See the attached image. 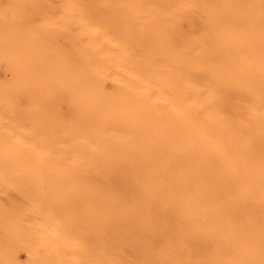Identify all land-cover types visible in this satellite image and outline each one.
Listing matches in <instances>:
<instances>
[{"label":"bare ground","instance_id":"1","mask_svg":"<svg viewBox=\"0 0 264 264\" xmlns=\"http://www.w3.org/2000/svg\"><path fill=\"white\" fill-rule=\"evenodd\" d=\"M84 1L48 0L33 22L35 0H0L2 264H201L207 249L181 246L197 217L213 264H264V35L253 54L259 35L240 19L252 6L212 0L184 50L144 0ZM151 229L169 242L165 257L118 251ZM104 230L110 240H96Z\"/></svg>","mask_w":264,"mask_h":264},{"label":"rangeland","instance_id":"2","mask_svg":"<svg viewBox=\"0 0 264 264\" xmlns=\"http://www.w3.org/2000/svg\"><path fill=\"white\" fill-rule=\"evenodd\" d=\"M38 1V2H37ZM40 1V2H39ZM84 1V0H83ZM88 1V4L86 3V0L84 1V5L86 4V6L87 7H91V6H93L94 5V3H93V1H90V0H87ZM89 1H90V3L91 4H89ZM160 1H162V0H144V2H146V8H147V10L149 11V9H150V11L152 10V11H154V10H157V11H159L160 12V15L161 16H164V14L167 16V14L169 15V16H176V18L175 17H173V19H171L172 21H170L169 20V16H167V19H168V22H170L169 24H172L171 25V30H172V32H171V30H170V34H171V36L176 40V41H178L179 43H180V41H182L183 43L181 44V48L182 49H184V50H189L190 49V47H191V44H192V41H191V39L192 38H198V37H203V31H202V29H204V24H205V22L206 21H208V17H206V16H208V15H205V14H208L209 12H211V11H213V9H214V7H215V5H214V3H218V2H221V0L219 1H217V0H215V2L213 3V2H211L212 0H199V3L201 4V6L202 5H204V4H207V6L206 5H204V6H206V7H204V8H206V10L204 11L203 10V12H201L200 10H202L201 9V7L200 8H198L197 10H192L191 11V9H190V7H186V6H189V5H186L185 6V3L187 4V3H190V2H193V0H172V2H171V0H169V6H166L165 5V2L164 1H162V2H160ZM46 2H47V4H46ZM178 3V7H177V4L176 3ZM179 2H180V4H179ZM206 2H208V3H206ZM237 2L239 3V4H242L243 5V3H244V5H246L245 7H249L250 6V8H251V6H252V8H253V10H251L250 9V11H253V13H250L249 11H248V13L250 14H248L247 13V11H246V9H244V8H242V12H246V13H242L243 14V16H241L240 17V19H243V17L245 16L246 18H245V20L247 19V21H248V23L247 24H245L246 26H248L249 24H251V25H249L248 26V28L247 27H245V29L246 30H251V29H253V31H251V32H253V35H255V36H257V35H259V37H254L253 36V41H254V44H253V47H255V51L253 50V54H256L257 53V47H256V44H257V42L258 41H256V39L258 40L259 38H260V35L261 36H263L264 35V29L262 30V25H264V0H237ZM49 3L50 2H48V0L46 1V0H35V3L33 4V5H31V7H32V10H33V8H34V10H33V12L35 11V12H37L38 11V15L36 16V15H34V14H32L33 15V22H35V20L36 19H39L40 18V16H39V11L41 12V14L42 15H44L45 13H46V11L45 10H47L48 11V8H49ZM93 3V4H92ZM124 3V4H123ZM119 2L118 4H120V6H124L125 7V5H126V3L125 2ZM182 3V4H181ZM202 3H204V4H202ZM209 3H211L212 5H213V8L212 9H209V8H211V6L212 5H209ZM238 3H236L235 2V4H238ZM95 4H97V2L95 3ZM98 4H99V6H101L102 5V3L100 4V2H98ZM122 4V5H121ZM184 4V5H183ZM191 4V3H190ZM89 5V6H88ZM172 5H173V7H172ZM217 5H219V4H217ZM162 6V7H161ZM164 7V8H163ZM185 7H186V9H185ZM202 7V8H203ZM216 7H219V6H216ZM247 7V8H248ZM43 8H46V9H43ZM176 8V9H175ZM179 10H178V9ZM182 8V9H181ZM189 8V9H188ZM167 9H170V10H168V12H167ZM244 9V10H243ZM42 10H43V12H42ZM248 10H249V8H248ZM188 11V12H187ZM191 13H190V12ZM200 12V13H198V12ZM32 12V13H33ZM179 12V13H178ZM185 12V13H184ZM188 14H187V13ZM193 12V13H192ZM205 12V13H204ZM44 13V14H43ZM189 13H190V15H189ZM194 13H196V14H194ZM37 14V13H36ZM56 14V15H55ZM54 15L55 16H57L58 14H57V12L55 13ZM173 14V15H172ZM176 14V15H175ZM192 14H194V16L192 17ZM202 14V15H201ZM218 14V13H217ZM241 14V15H242ZM253 16H252V15ZM46 15V14H45ZM53 15V14H52ZM204 15H205V17H204ZM248 15V16H247ZM39 16V17H38ZM60 16H61V13H60ZM146 16V15H145ZM253 17V18H251V17ZM58 17V16H57ZM56 17V18H57ZM203 17V18H202ZM170 18H172V17H170ZM187 18V19H186ZM206 18V19H205ZM140 19V20H139ZM175 19V20H174ZM179 19V20H178ZM183 19H186L185 21L183 20ZM191 19V20H190ZM138 22H137V21ZM144 19H143V17L141 16V15H139V17L138 18H135L134 19V22L136 23V25H140V21H141V23H143L144 21H143ZM181 20H182V22H181ZM217 20H219V19H217ZM244 20V19H243ZM177 21V22H176ZM180 22V24L182 25H180L179 24V22ZM199 21V22H198ZM205 21V22H204ZM173 22V23H172ZM176 22V23H175ZM204 22V23H203ZM37 23L40 25V24H42L41 22H39V21H37ZM263 23V24H262ZM175 24V25H174ZM179 24V25H178ZM174 25V26H173ZM177 25H178V27H177ZM191 27H190V26ZM134 28V27H133ZM132 28V29H133ZM177 28H179V30L180 29H184L183 31L181 30L180 32H179V30L177 29ZM264 28V27H263ZM134 30V29H133ZM175 31V32H174ZM177 31V32H176ZM178 32H179V35H178ZM184 32V33H183ZM191 32V33H190ZM175 33H177V34H175ZM181 33H182V35H181ZM186 33V34H185ZM198 33V34H197ZM193 34V35H192ZM191 36V37H190ZM197 36V37H196ZM170 38L172 41L174 40L173 38ZM191 39H190V38ZM178 38V39H177ZM180 38V39H179ZM128 40V39H127ZM133 38L131 39V41L130 40H128L130 43H131V45L132 46H134V44H133ZM189 40V41H188ZM193 40V39H192ZM262 40H264V36L262 37V39H261V41H260V43L258 44L259 46H258V48L260 47H262V46H264V44L263 45H261L262 43H264V42H262ZM191 41V42H190ZM256 41V42H255ZM134 42H138L139 43V41H136V40H134ZM190 43V44H189ZM187 45H189V46H187ZM255 45V46H254ZM184 46H187L186 48L184 47ZM193 46V45H192ZM138 48V46L136 47V49ZM196 49H199V47H196ZM133 50H135V46H134V48H133ZM197 51V50H196ZM213 53V52H212ZM260 54V53H259ZM258 54V55H259ZM245 55V54H244ZM255 56V55H254ZM253 56V57H254ZM255 59V58H254ZM251 61V67H252V65H253V68L254 69H258L257 67H259L260 65L261 66H263V62L262 63H259V65H257L256 66V62L253 60V59H251L250 60ZM255 66H256V68H255ZM16 96V95H15ZM18 96V95H17ZM27 99V100H26ZM25 100H24V98L22 99V105H23V103H24V108L26 107V106H29V105H26L27 104V102H28V97L26 98ZM61 100V101H60ZM24 101V102H23ZM25 101H27V102H25ZM259 101L260 102H262L261 104H260V102H259V104L261 105L260 106V111L263 113L264 112V97H263V99H261L260 97H259ZM63 103V105H62V103ZM57 103V104H56ZM21 105V108L22 109H24L23 108V106ZM55 106V109L57 108V109H59V110H57V112L59 113L58 114V116H60L61 114L63 115H65L64 116V118H67V117H70L69 116V109L67 108L68 106L66 105V102L64 101V100H62V98H57V101H55V105H53L52 106V108ZM57 106V107H56ZM60 106V107H59ZM30 107V106H29ZM28 107V108H29ZM59 107V108H58ZM262 107V108H261ZM28 108H25V109H28ZM61 115V116H62ZM128 168L129 167H127V168H124V170H125V172H127L128 171ZM127 169V170H126ZM130 169V168H129ZM124 172V171H123ZM126 174V173H125ZM127 178V177H126ZM126 178H124V180L125 181H123V182H126ZM121 182V181H120ZM122 185V184H121ZM250 197H248V199H247V197H246V199H247V202L245 201V204L247 205H243L242 206V208H241V210H243V211H250L251 210V208H252V210L254 209V205H253V201H251V199H249ZM244 199H245V197L243 198V201H244ZM238 200H240L239 198H238ZM237 200V201H238ZM249 201V202H248ZM259 201V200H258ZM249 203V204H248ZM250 203H251V205H250ZM249 209V210H248ZM192 216V215H191ZM189 217H190V215H189ZM191 219L193 218V216L192 217H190ZM258 218H261V215L258 217ZM193 220H194V218H193ZM202 218L200 219H198V217L196 218V221H197V224H198V226H199V228L201 227V225H202ZM246 220H247V222L249 221L248 220V218H246ZM187 221V219L185 220V219H183V223L184 222H186ZM199 221V222H198ZM201 222V223H200ZM164 223V222H163ZM183 223H180L179 222V224H182V226H183ZM8 224V223H7ZM7 224H5V226L4 227H6L7 226ZM195 224H196V222L194 223V224H192V226H190V228H188L187 227V225L189 226V224H186L185 225V227L186 228H188V230H186L187 232H186V234L190 231L189 229H191L192 228V231H190V233L192 234V239H195V238H193L195 235H196V231H198V230H200V229H198L197 230V228L196 229H194L196 226H195ZM201 224V225H200ZM195 226V227H194ZM197 226V227H198ZM194 227V228H193ZM6 228H8V230H6V231H4L3 230V232H2V234L3 235H5V236H7L8 234H10L11 233V227L8 225ZM193 229L194 230H196V231H193ZM108 230V229H107ZM154 230V231H153ZM151 229L149 232H146V234L147 235H149L150 233L152 234H150L149 235V237L147 236V238H146V240H140L142 243H143V245H144V243L147 241H149L148 242V244H146L145 243V248H143L142 246V243H139V245H137V242H138V240H139V238L137 239H131V241H129L128 239H126L125 241L127 242H125V244H123L124 243V241H120V243H119V247L117 248L118 249V251L119 252H124V258H126L127 260H129V261H131V262H134V260L135 259H138V258H142V255H146V253H150V257L148 258V259H146L147 261H145V263L146 262H149V261H153L154 259L155 260H157L156 259V257L160 254V257H162V255L163 254H166V253H168L169 251H168V249H167V251H165L166 250V248L168 247V245H169V242H167L166 240H165V237L163 236V234H159L155 229ZM263 230H264V228H263ZM158 233H156V232ZM108 233V231H106V230H104L102 233ZM154 232L156 233L155 235H154ZM180 232H182V229L180 230ZM195 232V233H194ZM261 232H262V234L260 233V235H259V238H263L264 237V231H262L261 230ZM94 233V232H93ZM102 233H99L98 231H97V238H96V240L97 239H100V240H104V239H107V240H110V237H109V233L107 234H102ZM184 233V232H183ZM199 233V232H198ZM145 234V233H144ZM186 234H184V235H186ZM190 234V235H191ZM93 235H96V233L95 234H93ZM157 235V236H156ZM159 235H160V237H159ZM190 235H188V237H186L185 236V238H186V240L185 239H183L182 240V238H184L183 237V235L181 234L180 235V238H179V240L181 239L182 240V242L184 241L185 243L184 244H186V246L183 244V243H181V240H180V243L182 244L181 246L183 247V248H187L188 247V249H184V251L186 250V252H188V253H190V251H194L195 250V248L196 249H200V248H202V249H207V251L206 252H204L205 254L208 252V254H206L207 256H209V257H207L206 255H204V254H202V258L203 259H201V258H199V260L200 261H198V263H200V262H206V263H210V264H213L214 263V261H209L210 259H213V257H211V254L209 253L210 251V249L211 250H213V251H216V249H212L213 247H214V245H211L210 243L209 244H207V247H209L210 249H208V248H206V246H205V248L204 247H202V246H200L199 245V239L200 238H198L199 236H195L196 238H198L197 240H194V241H192V239H191V236ZM198 235V234H197ZM263 235V236H262ZM107 236V237H106ZM17 237V235H15V238ZM162 240H165V241H163V248H162V245H159V244H157L158 242V239L159 238ZM163 237V238H162ZM157 238V239H156ZM93 239H94V237H93ZM148 239H150V240H148ZM124 240V239H123ZM137 240V241H136ZM21 241V240H20ZM93 241V240H92ZM145 241V242H144ZM151 241V242H150ZM198 243V246L196 245V243ZM201 242V241H200ZM92 243V242H91ZM136 243V244H135ZM164 243H166V244H164ZM20 244V245H19ZM127 244V245H126ZM128 244H130V245H128ZM132 244H134L133 246H131ZM188 244V245H187ZM191 246H190V245ZM201 244V243H200ZM184 245V246H183ZM209 245V246H208ZM159 246V247H158ZM24 246H23V243H18V242H16V245H15V250H18V251H21L22 250V248H23ZM113 247V246H112ZM137 249H136V248ZM161 247V248H160ZM164 247H165V249H164ZM128 248V249H127ZM129 248H131V249H129ZM133 248V249H132ZM135 248V249H134ZM182 248V249H183ZM193 248V249H192ZM109 249V248H108ZM117 249L116 250H111V253L110 254H115V251H117ZM139 249V250H138ZM145 249V250H144ZM189 249H191V250H189ZM137 250V251H136ZM197 250V251H198ZM205 250H203V251H205ZM108 250H106V252H107ZM142 251V252H141ZM202 251V252H203ZM109 252H110V249H109ZM113 252V253H112ZM163 252V253H162ZM212 252V251H211ZM143 253V254H142ZM157 253H158V255H157ZM113 254V255H114ZM142 254V255H141ZM149 255V254H148ZM156 256V257H155ZM164 257H165V255H163ZM204 256V257H203ZM151 258V259H150ZM209 261V262H208ZM2 262L3 261H1L0 260V264H2ZM201 263V264H202Z\"/></svg>","mask_w":264,"mask_h":264}]
</instances>
